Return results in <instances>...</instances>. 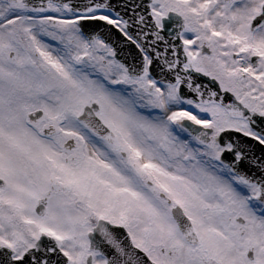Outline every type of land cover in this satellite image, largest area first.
Segmentation results:
<instances>
[{
	"label": "snow or ice",
	"instance_id": "1",
	"mask_svg": "<svg viewBox=\"0 0 264 264\" xmlns=\"http://www.w3.org/2000/svg\"><path fill=\"white\" fill-rule=\"evenodd\" d=\"M0 264H264V0H0Z\"/></svg>",
	"mask_w": 264,
	"mask_h": 264
}]
</instances>
